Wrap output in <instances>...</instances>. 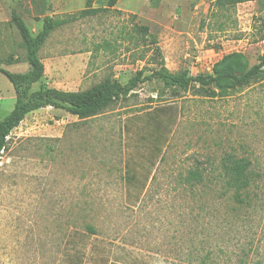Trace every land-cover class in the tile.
<instances>
[{
  "label": "rangeland",
  "instance_id": "rangeland-1",
  "mask_svg": "<svg viewBox=\"0 0 264 264\" xmlns=\"http://www.w3.org/2000/svg\"><path fill=\"white\" fill-rule=\"evenodd\" d=\"M94 7L101 10L70 19L42 47L48 85L127 83L162 58L172 72L211 74L225 54L243 52L250 66L264 55V0ZM84 8L86 0H0V66L27 69L14 10L36 33L45 15ZM198 88L145 80L87 120L52 107L28 113L0 157V264H108V252L91 245L104 240L164 264H264V79L228 95ZM0 96L2 120L16 93L1 72ZM229 154L251 162L250 187L238 195L218 174ZM196 166L205 180L187 182Z\"/></svg>",
  "mask_w": 264,
  "mask_h": 264
},
{
  "label": "trees",
  "instance_id": "trees-1",
  "mask_svg": "<svg viewBox=\"0 0 264 264\" xmlns=\"http://www.w3.org/2000/svg\"><path fill=\"white\" fill-rule=\"evenodd\" d=\"M118 1L108 0V6H115ZM248 1L252 0H215L219 6H235ZM95 2L96 0H86V8L73 14L71 18L45 15L42 28L37 33L32 32L21 13L16 10L12 12V21L22 38L28 68L25 71L16 72L0 66V72L10 80L16 93L14 109L0 120V157L7 148L12 131L21 124L26 115L44 107L62 109L81 120H87L105 111L118 99L130 95L139 83L145 80H159L168 89L188 90L196 86L199 87L198 89H205L213 85L215 89L209 90L210 94L228 95L252 82L264 79V55L258 58L256 64L250 66L247 55L236 51L223 55L213 66L211 74L193 75L188 70L172 72L162 58L159 61L160 67L153 70L149 76H144L145 72L139 71L127 83L107 78L86 90H64L48 85L44 82L46 67L40 55L42 47L51 33L70 19L98 13L101 8L94 7ZM136 27L138 31L143 30L146 33L149 31L148 26ZM157 50L161 54V48L157 47ZM37 83H41L40 87L34 89ZM250 163L246 158H240L234 154L227 155L221 162L218 174L221 178L225 177L228 188H236L237 195L241 190H247L250 187L253 178ZM205 171L206 168L201 166L191 168L186 181L203 182Z\"/></svg>",
  "mask_w": 264,
  "mask_h": 264
},
{
  "label": "crops",
  "instance_id": "crops-1",
  "mask_svg": "<svg viewBox=\"0 0 264 264\" xmlns=\"http://www.w3.org/2000/svg\"><path fill=\"white\" fill-rule=\"evenodd\" d=\"M27 68H28V66H27ZM50 86L57 87L59 89H64V88H60L56 85H50ZM64 90H66V89H64ZM0 99H2L1 96H0ZM91 245L94 247L98 246L100 249H104L108 252L107 256L105 257L108 260V264H164V262H162V260L155 259V258H151V259L143 258L142 260H138L136 248L131 247L130 245L122 244L121 242L113 241V244H111L107 240L98 241V242L93 241L91 243ZM120 245H123V246H120ZM68 253L74 254V252H68ZM69 256H72V255L68 254V256H67V254H66V259Z\"/></svg>",
  "mask_w": 264,
  "mask_h": 264
},
{
  "label": "built area",
  "instance_id": "built-area-1",
  "mask_svg": "<svg viewBox=\"0 0 264 264\" xmlns=\"http://www.w3.org/2000/svg\"><path fill=\"white\" fill-rule=\"evenodd\" d=\"M198 62H200V60H198Z\"/></svg>",
  "mask_w": 264,
  "mask_h": 264
}]
</instances>
